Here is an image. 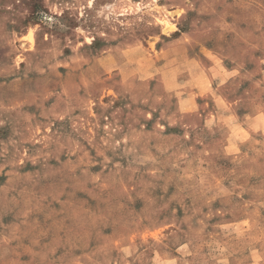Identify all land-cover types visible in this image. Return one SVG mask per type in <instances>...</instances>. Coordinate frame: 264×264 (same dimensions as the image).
<instances>
[{"label": "rangeland", "instance_id": "rangeland-1", "mask_svg": "<svg viewBox=\"0 0 264 264\" xmlns=\"http://www.w3.org/2000/svg\"><path fill=\"white\" fill-rule=\"evenodd\" d=\"M0 264H264V0H0Z\"/></svg>", "mask_w": 264, "mask_h": 264}, {"label": "bare ground", "instance_id": "bare-ground-1", "mask_svg": "<svg viewBox=\"0 0 264 264\" xmlns=\"http://www.w3.org/2000/svg\"><path fill=\"white\" fill-rule=\"evenodd\" d=\"M30 40L32 39V33L28 32V34L26 35Z\"/></svg>", "mask_w": 264, "mask_h": 264}]
</instances>
